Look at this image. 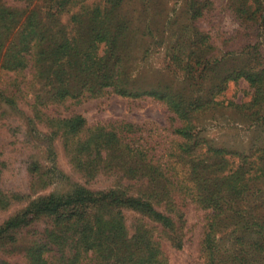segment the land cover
<instances>
[{"label":"rangeland","instance_id":"obj_1","mask_svg":"<svg viewBox=\"0 0 264 264\" xmlns=\"http://www.w3.org/2000/svg\"><path fill=\"white\" fill-rule=\"evenodd\" d=\"M62 1L0 0V228L84 190L107 245L31 214L0 264H264V0Z\"/></svg>","mask_w":264,"mask_h":264},{"label":"trees","instance_id":"obj_2","mask_svg":"<svg viewBox=\"0 0 264 264\" xmlns=\"http://www.w3.org/2000/svg\"><path fill=\"white\" fill-rule=\"evenodd\" d=\"M70 0H63L61 2L62 5H65L69 2ZM120 0H106V4L108 5V8H105L102 10L101 7L96 6L92 11H91V16L90 19L93 20H99V23L104 22L107 20V16L114 10L115 7L118 6ZM264 6H262L263 9ZM110 10V11H109ZM5 10H0V22H6L10 23L9 20L7 19L9 17L8 14H5ZM261 19L260 22H264V11L261 12ZM7 17V18H6ZM8 28V27H7ZM9 29V28H8ZM7 32V29H5ZM33 31V30H32ZM2 32V31H1ZM0 32V34H1ZM96 36L95 38L96 41H101V40H107L111 36L108 32L103 31V27L100 26L96 30ZM28 37V36H26ZM42 48V47H41ZM15 52V51H12ZM42 52V50L40 51ZM11 59H13V62H10L11 64H14L15 62L19 61L15 53L12 55ZM11 60H8V63ZM9 67H11L10 64H8ZM241 77H244L250 84L257 83L259 80L260 75L258 73H251L248 71H242L239 72L238 74ZM85 123V119L81 117L80 115L74 116L73 118L67 120V127L69 132L74 133L77 130H79ZM177 132L181 134H186L187 130L184 128L177 129ZM113 197V194L111 195ZM105 197H99L93 195L90 192H86L84 190H79L73 194H69L66 196H60L56 197L54 195H49L43 199H40L39 201L34 202L31 204V206L26 210V212L19 217L10 219L5 222L4 226L0 228V236L3 235V233L9 229V228H15L20 225H22L27 217L29 215H47V216H52L54 217L56 224L58 225L57 227L59 228V231L63 230H72L75 231L76 229L78 230L77 233V240L76 242H85L86 243V248H90L92 243H95L96 245H102L106 246L107 244L105 243L104 239L102 240L101 238H98V233L101 230H98V233H93L94 232V227L91 225V210L95 207V204L101 203V201H104ZM115 200H111V202H114ZM125 202L128 205H135L138 207H146L149 208L150 204L143 202V200L140 199H129L127 198ZM112 228H117V226H112ZM92 234V235H91ZM96 236V237H95ZM137 239V244H143L146 247H150V244L144 241L143 236L138 235L135 237ZM99 243V244H98ZM153 250L151 249L150 251V256L152 257ZM147 262L143 259H141L138 264H146Z\"/></svg>","mask_w":264,"mask_h":264}]
</instances>
